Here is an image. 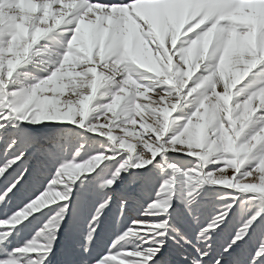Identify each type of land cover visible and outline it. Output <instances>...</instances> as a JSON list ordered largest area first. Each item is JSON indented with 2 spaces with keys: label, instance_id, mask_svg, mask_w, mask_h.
Segmentation results:
<instances>
[{
  "label": "rangeland",
  "instance_id": "1",
  "mask_svg": "<svg viewBox=\"0 0 264 264\" xmlns=\"http://www.w3.org/2000/svg\"><path fill=\"white\" fill-rule=\"evenodd\" d=\"M228 3L230 10L217 18L206 40L189 48V24L209 20L220 8V0H0V109L9 104L10 97H20L22 105L36 101L45 109L62 112L61 119L80 117L88 130L85 148L75 157L73 151L84 131L76 126L60 124L40 131L31 125L29 132L20 133L25 158L20 167L14 166L11 176L27 169L28 179L17 186V199L45 184L63 160L84 159L103 150L116 156L73 186L53 264H93L107 252L104 262L127 264L124 249L139 241L116 237L152 199L167 195L169 184L195 179L176 164L171 146L177 142L199 153L194 158L219 155V160L234 167L254 163L264 173V153L253 155V145L264 143V97L260 95L264 88L245 105L247 88L233 86L242 65H252L264 56L258 23L264 3ZM77 24L76 51L68 53L48 87L34 93L30 82L57 62L54 57L65 32ZM225 32L220 46L223 67L209 73L210 46ZM117 48L120 54L114 56ZM129 64L138 65L142 74L127 72ZM217 81L220 91L213 90ZM256 84H264V72H257L248 87ZM8 85H15L16 90L8 92ZM146 153L155 157L152 164L135 168L137 162L148 163ZM120 162V175L112 177ZM163 177L168 183L157 196ZM109 178L115 179L110 186L104 183ZM105 200L107 204L100 208ZM215 203L203 198L189 209L173 198V220L191 243L170 240L161 264H215L217 258L223 264H249L260 232L235 250L222 248L239 219L235 210L228 225L213 236L209 254L201 256L207 244L197 240V233L215 214ZM97 210L98 218L93 220ZM46 219L47 215L36 214L13 243L30 238ZM54 222L50 228L59 223V215ZM90 223L99 224L94 234Z\"/></svg>",
  "mask_w": 264,
  "mask_h": 264
},
{
  "label": "clouds",
  "instance_id": "2",
  "mask_svg": "<svg viewBox=\"0 0 264 264\" xmlns=\"http://www.w3.org/2000/svg\"><path fill=\"white\" fill-rule=\"evenodd\" d=\"M220 5L216 14L203 24H200L199 19L189 24L192 29L187 41L189 48L195 46L201 39L206 40L215 28L217 18L230 10L231 5L228 0H220ZM221 23L228 26L227 21H221ZM258 23L260 35L264 36V12L261 13ZM195 24H200V27L197 29ZM78 29V24L67 29L63 44L54 57L57 62L47 67L35 81L30 82V88L34 93L48 87L51 78L60 70L68 53L76 51L75 44L79 39ZM226 36V32L220 34L210 46L212 55L206 64V71L209 73L214 67H223V52L220 46ZM119 54V49H115L113 55L119 56ZM257 56H260L259 52ZM126 71L142 74L139 72V66L133 64L126 65ZM257 72H264V56H260L259 62H253L252 65H242L241 71L233 80L234 87L238 84L242 88H247L242 100L245 105L254 100V94L259 89L264 88V84L248 87L256 80ZM196 84L197 82L194 81L193 87ZM217 85L214 91L221 90L219 81ZM6 89L8 92L15 91L16 86L8 85ZM260 95L264 97V92ZM257 111H260L259 107ZM62 115L63 113L58 110L45 109L36 101L22 105L20 97H10L9 104L0 109V152L3 153L2 162H0V252L4 253L3 258H0V264H53L51 258L55 256L60 226L70 208L73 186L81 177L87 179L88 175L95 172L104 161L116 158L115 155H109L103 150L95 151L84 159L63 160L45 184L27 194L23 199H17L16 193L19 191L17 186L24 180L27 172V169H24L14 178L11 176L14 166L20 164L25 158L21 135L15 134L17 131L27 133L31 125L38 126L40 131H47L56 125L70 124L79 130H84L81 132V140L75 147L72 157H75L77 153L81 154L84 150L87 143L84 133L88 130L80 123L81 118L65 120L61 119ZM167 143L166 139L165 144ZM253 147L255 148L253 155L264 153V143L253 145ZM171 151L175 154L177 166L182 171L192 174L195 179L191 183H185L181 178L177 184H169L168 194L152 199L140 215L132 219L131 224L116 237V239L130 237V243L139 241L132 247L124 249L127 253L123 257L124 261L127 264H161V261L168 255L167 248L170 240L177 244L181 240L191 243L173 220L175 212L173 198L181 201L189 209L199 204L201 199L211 198L216 202L217 210L197 233V240L207 244L201 256L209 254L214 234L222 226L228 225L231 214L235 210L239 214V219L233 225L231 241L225 251L235 244L247 243L254 233L260 232L259 245L252 254L249 264H264V255H259L261 250H264V235H262L264 234V173L258 171L254 163L249 162L240 167H234L231 162L219 160V155L207 159L194 158L198 157L199 153L187 149L179 142L171 146ZM145 155L148 163L137 162L135 168H144L152 164L155 157L147 153ZM120 164L121 162L112 177L120 175L117 171ZM114 182L115 179L109 178L104 183L110 186ZM166 183H168V178L163 177L156 192L157 196ZM107 202L105 200L103 204ZM61 212L63 215H60ZM145 213L150 214L145 215ZM36 214L47 215L43 226L23 243L14 244L13 241L23 231L26 223L34 219ZM58 215L59 223L55 224L54 228H50L49 224L55 223L54 218ZM97 218V215L93 216V220ZM97 227H99L98 223L93 225L91 229L93 234ZM177 236L181 239L177 240ZM107 255L108 252L93 264H113L112 261L104 262V257ZM196 264L200 262L197 261ZM215 264H219V258L216 259Z\"/></svg>",
  "mask_w": 264,
  "mask_h": 264
},
{
  "label": "snow or ice",
  "instance_id": "3",
  "mask_svg": "<svg viewBox=\"0 0 264 264\" xmlns=\"http://www.w3.org/2000/svg\"><path fill=\"white\" fill-rule=\"evenodd\" d=\"M19 134H20L19 131H17V135H19ZM0 162H2V161H0ZM22 163H23V160L20 162V164L15 165V167H16V168L20 167V165H21ZM17 175H19V173H17ZM13 178H14V177H13ZM27 179H28V177L25 176V177H24V180H22L21 183H23V182L26 181ZM103 207H104V204L102 203V204L100 205V208H103ZM96 215H98V210H97ZM91 225H93V224H91V223L89 224V229H90V226H91ZM87 234H88V232H87ZM232 234H233V233H231V234L229 235L228 239L225 241V243H224V245L222 246V248H226V247H227L228 243L231 241V236H232ZM214 235H215V234H214ZM262 235H264V234H262ZM177 238H179V237H177ZM239 244H242V242L233 245L230 249L235 250V248H237V247L239 246ZM219 264H223V260H219Z\"/></svg>",
  "mask_w": 264,
  "mask_h": 264
}]
</instances>
